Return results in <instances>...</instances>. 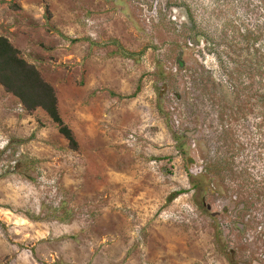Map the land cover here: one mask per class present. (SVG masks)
Masks as SVG:
<instances>
[{
	"label": "rangeland",
	"instance_id": "obj_1",
	"mask_svg": "<svg viewBox=\"0 0 264 264\" xmlns=\"http://www.w3.org/2000/svg\"><path fill=\"white\" fill-rule=\"evenodd\" d=\"M0 35L80 145L0 84V264H264V0H0Z\"/></svg>",
	"mask_w": 264,
	"mask_h": 264
},
{
	"label": "trees",
	"instance_id": "obj_2",
	"mask_svg": "<svg viewBox=\"0 0 264 264\" xmlns=\"http://www.w3.org/2000/svg\"><path fill=\"white\" fill-rule=\"evenodd\" d=\"M0 84L18 97L28 111L44 109L57 125L59 132L68 140L70 148L79 150L76 134L61 115L54 86L43 78L35 64L21 56V51L8 37L2 35H0ZM177 194L171 195L168 201Z\"/></svg>",
	"mask_w": 264,
	"mask_h": 264
}]
</instances>
